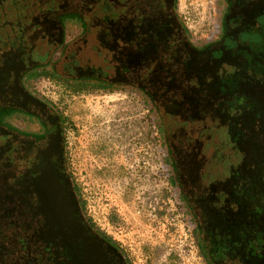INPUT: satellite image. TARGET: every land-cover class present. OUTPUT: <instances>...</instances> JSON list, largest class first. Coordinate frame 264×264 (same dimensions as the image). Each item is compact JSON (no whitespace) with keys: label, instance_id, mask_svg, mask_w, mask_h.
I'll list each match as a JSON object with an SVG mask.
<instances>
[{"label":"rangeland","instance_id":"obj_1","mask_svg":"<svg viewBox=\"0 0 264 264\" xmlns=\"http://www.w3.org/2000/svg\"><path fill=\"white\" fill-rule=\"evenodd\" d=\"M236 1L176 0L177 19L201 48H213L221 41L222 25L231 18L260 35L253 50L244 49L242 55L223 62L226 72L207 71L201 76L204 83L189 84L184 78L192 72L188 68L168 82L166 61L153 67L148 81L140 79V60L133 52L138 44L130 42L139 17L128 15L139 0H0V16H6L0 17V37L8 36L5 23L10 25L13 19L23 23L10 31L11 38L24 34L30 38L9 45H18L24 57H30L24 64H39L42 74L30 80V89L61 113L62 156L83 212L119 245L129 264H237L214 258L210 231L202 225L194 229L193 219L201 217L193 199L204 185L200 173L206 167L210 173L222 171L224 162L239 158L257 167L255 162L263 156L264 7L257 12L245 2L249 0ZM80 33L93 35L89 40L79 36L63 55L65 43ZM3 43L0 40V61L8 50ZM247 56L255 63L247 68L238 65L235 68L242 70L232 72L236 60ZM72 63L77 66L67 67ZM53 70L58 74L54 79ZM255 70L261 72L256 84L250 80ZM84 72L111 83L103 89L93 83H73ZM130 83L138 90L131 89ZM223 91L236 95L232 97L239 101H234L235 108L229 102L215 103L228 97ZM240 93L243 97L237 96ZM211 128L216 130V141L206 146L204 138ZM233 133L240 137L233 138ZM220 138L227 143L217 156ZM168 160L191 211L171 182ZM12 201H4V209L0 208V264H23L31 257L28 249L19 252L18 239L27 227L19 223L23 212ZM253 214L244 216L247 224L255 226L247 238L255 239V230L260 229L257 240L264 244V207ZM28 235L31 245L36 232ZM256 247L248 255L264 264V245Z\"/></svg>","mask_w":264,"mask_h":264},{"label":"flooded vegetation","instance_id":"obj_2","mask_svg":"<svg viewBox=\"0 0 264 264\" xmlns=\"http://www.w3.org/2000/svg\"><path fill=\"white\" fill-rule=\"evenodd\" d=\"M175 2L176 0H139L128 12L131 18L133 15L139 17L133 23L136 34L130 42L138 44L133 52L138 54L140 60L137 73L141 80L148 81L149 76L153 75V67L161 61H166L170 66L163 68L167 71L165 79L168 82L175 81L184 73V68H188L192 69V72L184 75L185 80H190L189 84H201L204 83L201 76H204L205 72L212 73L220 70L226 72L228 67L223 64L225 60L230 62L231 57L242 55L244 49L253 50L254 45L260 41L257 30L248 29V26L244 28L242 24L238 23L239 19L231 18L222 25L225 32L223 31L221 41L213 48H201L199 43L190 40L184 26L177 19ZM245 2H250L257 12L264 7V0ZM227 5L229 9L230 2ZM7 17L13 18L11 15ZM13 21L15 22L10 25L4 21L8 29V36L3 39L0 37L3 44L9 46L5 47L8 49L5 59L1 58L0 61V208L4 209L2 208L3 203L7 200L5 196L9 193L13 196L17 195L16 205L24 214L32 216L33 225L36 226L39 235L38 244L42 247L49 245L51 249L49 258L56 263L124 264L119 253H113L109 246L95 237L85 223L86 218L83 210L74 204L73 184L66 171L62 156L63 121L61 113L46 97L30 89L29 82L34 78L30 75L35 69H39L37 67L39 64H24L29 61L30 57L25 58V54L19 51L18 45L13 44V47L9 45L18 38L23 40L30 38V35L26 36L25 34L11 38L10 31L13 28L18 27L19 24L24 26L20 20L13 19ZM250 30L252 32L249 33ZM83 35L89 40L93 33H80L76 37H72L71 41L65 43V47L61 50L62 54H66L69 48L78 42L79 36L84 37ZM118 35L121 37L120 32ZM243 35H246L247 39L244 38L242 41L240 37ZM59 36H61L58 38L61 42L62 34L59 33ZM227 44H231V46L226 47ZM242 49L243 51H241ZM249 57L247 56V59L244 60L238 58L237 64L231 67V71H241L242 69L235 68L238 65L241 68L253 65L255 61ZM21 64L24 66L23 68L19 67ZM71 66L76 67L77 64L67 65V67ZM54 70L56 71L55 68ZM54 70L53 72L57 74ZM260 74L261 72L255 70L252 73L251 82L256 84L258 82L256 79ZM82 76L83 78L77 79L73 83L80 86L93 83L97 87L101 84L111 83L98 74L84 72ZM88 77L90 80L87 81L85 78ZM128 85L131 88H137L136 84ZM141 92L147 94L142 89ZM230 92H225L229 94V99L228 97L225 100L218 98L215 103L230 102L228 101L231 99ZM145 97L147 98V96ZM254 98L256 99V97ZM200 175L205 180L208 177L203 176V172ZM221 185L220 183L217 190L212 188V192L218 191ZM205 189L206 187L203 185L194 196L195 206L201 213V217L197 215L195 219L198 222L197 226L202 225L210 231V237L214 241L212 247L214 258L219 260L224 257L237 264H262L257 258L248 255L251 248L256 246V248H260L264 245L257 240L261 230H255L256 241L247 238L250 228L255 226L247 224L244 220V216H247L249 212L254 215L253 213L260 209L254 211L242 208L229 212L226 211V208H230V203L225 202L223 207L222 202L214 197L213 202L216 204H214L212 212L215 216L208 219L205 217V203L209 201L208 199H212V196L210 198L198 197ZM182 194L184 193L182 192ZM204 219L207 222L203 223ZM45 228L49 231L48 238L51 240L44 242L41 240V232ZM222 242L225 245L220 250L219 244ZM47 253L49 254L48 251Z\"/></svg>","mask_w":264,"mask_h":264},{"label":"trees","instance_id":"obj_3","mask_svg":"<svg viewBox=\"0 0 264 264\" xmlns=\"http://www.w3.org/2000/svg\"><path fill=\"white\" fill-rule=\"evenodd\" d=\"M240 38L242 41L244 40V38L247 39L246 35H243ZM194 42L199 43L200 45V42L198 41H194ZM230 46L231 44L226 45V47H230ZM41 71H42L41 69H38V70L35 69L31 73L30 76L35 77L37 75H41L42 74ZM56 76L57 75L53 73L51 77L54 79V77ZM105 87H106L105 84H101L98 86V88L100 89H103ZM131 89L138 90L136 88H131ZM235 96H236L235 94L232 95L230 97L231 99L228 100L230 101L229 103L231 104L232 108L234 107V103L236 102L235 99H232V97H235ZM237 96L243 97L241 93L240 95H237ZM241 101L242 99L240 98V102ZM236 103L239 104V101L237 100ZM208 131L210 132V135L204 138V143L206 146H211V145H214V141H216L214 137L215 136L214 133L216 132V130L214 128H211V129H208ZM232 137L233 138L236 137V139H238V137L240 136L235 135L233 133ZM217 142H218L217 156H220V154L222 155L221 152L223 151V147L224 146L226 147L227 142L221 138L217 140ZM260 153L263 154V156L259 158L258 160L259 163L255 162V165H257V167L254 166V163L252 161L250 162V161H246V160L239 158V160H233V161H230L229 159V163L224 162L225 164L224 169L222 171H217L218 173L217 172L210 173L209 171L211 170V168L210 169L208 167L205 168V170L203 171V176H208L207 179L204 181V186L206 187V189L205 191L201 192L200 195H198V197H202V198L203 197L210 198L212 196V199H208L209 201L205 203V206H206L205 217L209 219L210 217L215 216L214 213L212 212L214 204H216L213 202L214 197L217 198L219 202L220 201L222 202L221 205L223 207L225 206V202L228 201L230 203V208H226V211H229V212H234L235 209H242V208H248L249 210L257 211L261 207H264V148L263 150L260 151ZM262 160H263V163H262ZM168 165H169V170L171 174V182L173 186L176 188L178 195L180 199L182 200V203L186 207V210L191 211L190 206L188 204V200L182 194L181 189L179 187V183L176 181V177H175V174L172 168L173 165L171 161L169 160H168ZM262 165L263 167L258 169V167H261ZM220 183L222 184L221 188L218 191H216L219 188ZM212 188H215L216 190L214 191L216 192H212ZM72 194H73L74 204L83 210V204L80 200V196H79L78 190L76 189L75 185L72 186ZM16 196L17 195L13 196V194L9 193L6 197H7V200L9 201L10 199H12L13 200L12 202L15 203L14 205H16L17 204ZM14 205H12L13 207H11L8 214H12ZM192 216L194 217L193 214L191 215V217ZM21 218H22L21 222L19 223L21 224V226L25 225L27 228L23 230V233H21L22 236H20L18 239L19 240L18 243L20 245L19 252L20 251L23 252V249L24 250L28 249V251L31 253V257H28L27 262H23V264H59L49 258L51 255V249L49 248V245L42 247L38 244L37 240L39 238V235L36 231L37 230L36 226L33 225L32 216L27 213L26 214L22 213ZM23 218L24 219L26 218V220H24ZM85 218H86L85 220L86 225L93 232L95 237L99 239L100 241H102L107 246H109L110 251H112L113 253H119L120 258L124 262V264H129L128 260L126 259L119 245L113 239L107 236L104 232L96 228L94 224L86 216ZM193 219L195 221L194 229H197L198 222L196 221L195 218ZM205 222L207 221L204 219L203 223ZM32 230L36 232V235L33 236V241H32L33 244L29 245L28 243L30 242V240H29L28 233L32 232ZM48 232L49 231L46 230V228L42 230L41 232L42 241L45 242V241L51 240L50 238H48ZM32 245L34 246L32 247ZM224 245H225L224 242L219 244V247H221L220 250H222ZM37 249H39L40 251H37ZM47 251L49 252V254L47 253Z\"/></svg>","mask_w":264,"mask_h":264}]
</instances>
